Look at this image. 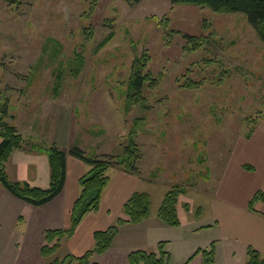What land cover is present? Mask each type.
<instances>
[{
    "label": "rangeland",
    "instance_id": "1",
    "mask_svg": "<svg viewBox=\"0 0 264 264\" xmlns=\"http://www.w3.org/2000/svg\"><path fill=\"white\" fill-rule=\"evenodd\" d=\"M186 35L207 42L192 48L196 40ZM77 52L81 70L59 81ZM143 53L149 56L143 72L157 83H146L143 102L128 106L131 64ZM0 91L9 98V122L25 140L5 164L10 181L35 182L55 142L120 154L134 118L144 115L136 138L142 189L157 208L172 186L187 188L178 197V218L207 225L223 167L241 138L264 128V42L245 13L191 3L0 0ZM5 190L11 194L0 182V198ZM2 258L0 264H26L27 256L20 248Z\"/></svg>",
    "mask_w": 264,
    "mask_h": 264
},
{
    "label": "crops",
    "instance_id": "2",
    "mask_svg": "<svg viewBox=\"0 0 264 264\" xmlns=\"http://www.w3.org/2000/svg\"><path fill=\"white\" fill-rule=\"evenodd\" d=\"M61 138L63 136L57 142L64 144ZM70 145L68 142L62 148L67 146L68 152ZM235 152L231 162L229 160L222 169L216 193L218 199L215 196L212 198L215 211L213 223L200 225L199 219L194 218L180 221L179 226H168L158 219V207H153L151 199L150 216L136 224L121 225L111 247L101 254L94 253L91 261L97 264H126L129 250L140 247L153 249L159 241L166 242L165 249L170 253L168 264H202V255L195 252L199 248H207L211 242H215L216 246L214 264H246L248 246L264 254V200L255 204L257 211L248 209L252 196L258 190L264 192V128L258 126L249 139L241 138ZM246 164L252 169L244 168ZM89 169L90 166L82 160L67 155L64 187L54 199L42 205L34 206L6 190L2 192L0 262L4 254H13L22 248L27 256L26 264L45 263L40 255L44 232L70 224L71 210L80 191L78 180ZM107 174L110 181L103 191L98 210L87 213L74 234L63 240L58 250L63 247L64 251L58 257L66 254L81 256L94 247V232L114 223L134 191L147 192L151 197L148 189H142L145 177L141 166L138 174L115 167L110 168ZM32 177L36 179H33L35 182L29 180L31 185L47 188L50 184L49 164L47 170ZM235 248H239V255Z\"/></svg>",
    "mask_w": 264,
    "mask_h": 264
},
{
    "label": "trees",
    "instance_id": "3",
    "mask_svg": "<svg viewBox=\"0 0 264 264\" xmlns=\"http://www.w3.org/2000/svg\"><path fill=\"white\" fill-rule=\"evenodd\" d=\"M127 1L139 2L140 0ZM171 2L208 6L218 12H243L246 14L248 22L254 27L264 42V0H171ZM112 37L113 32H110L99 44L100 47ZM186 37L192 41L196 40V44L192 48L207 42L206 37L199 38L190 35H186ZM59 52V49L55 50L53 56L55 57ZM148 61L149 56L146 53L140 56L136 54L132 61L127 81L126 102L128 106L143 102L142 89L146 83L149 86L157 83V79L153 78L149 72H143ZM83 62V54L77 52L75 57L68 61V70H62L58 78L59 81L63 79L64 72L72 76L77 75ZM188 87H191V85H188ZM58 89L59 83H56L53 89L55 94ZM12 116L9 98L0 91V182L17 198L34 206L45 204L54 199L64 187L67 155L74 156L90 166V169L78 180L80 191L71 210L70 224L64 228H51L44 232V240L40 247V255L45 260L44 264H97L96 261H91L92 255L94 253L101 254L111 247L121 225L136 224L150 216L151 197L147 192L134 191L123 204L122 211L114 223L110 224L106 229L94 232V247L87 250L83 255L66 254L63 257H55L54 254L61 246L63 240L74 234L82 218L87 213L98 210L103 191L110 181V177L107 174L110 168L115 167L126 172L138 174L142 152L136 138L143 128L145 116L140 115L134 118L132 127L123 144V151L120 154H87L84 149L76 144L72 145L66 152L63 148L58 147L55 142L48 149L50 184L47 188L31 185L26 181H10L7 177L5 172L6 162L13 150L19 148L25 142L22 134L9 122ZM250 134L251 132L247 136ZM244 168L250 170L252 166L246 164ZM186 191L187 188L183 186H172L166 192L161 205L158 207V219L168 226H179L180 219L177 216L178 197ZM260 200H264V192L258 190L249 200L248 209L257 211L255 204ZM165 244V241H159L153 249L140 247L129 250L126 264H168L170 253L165 249ZM215 251V242H211L207 248H199L195 254L202 255V264H214ZM246 254V264H264V254L254 247L248 246Z\"/></svg>",
    "mask_w": 264,
    "mask_h": 264
}]
</instances>
